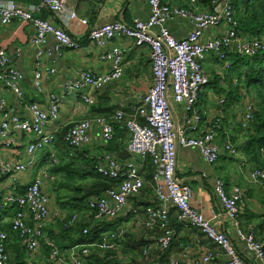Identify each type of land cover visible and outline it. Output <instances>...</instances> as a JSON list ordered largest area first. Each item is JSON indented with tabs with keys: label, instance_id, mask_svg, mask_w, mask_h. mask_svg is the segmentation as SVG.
<instances>
[{
	"label": "built area",
	"instance_id": "2783aa9c",
	"mask_svg": "<svg viewBox=\"0 0 264 264\" xmlns=\"http://www.w3.org/2000/svg\"><path fill=\"white\" fill-rule=\"evenodd\" d=\"M146 3L149 7L148 18L143 20L135 17L133 25L121 21L102 23L88 32L89 38L102 47L116 36L132 38L137 47H149L153 83L140 102L128 111L115 110L111 117H83L72 121L63 133V148L78 150L90 142L91 131L95 126L102 144L106 146L114 137V123L123 122L128 132L127 150L135 158L122 163L115 153L108 150L97 158V173L115 180L116 184L106 189L101 196L88 198V225L82 229V233L88 234L91 228L102 221L112 222L125 209L128 200L138 195L147 183L154 192L157 204L140 208L135 206L131 208V213L134 217L142 214L136 219V224L142 227L144 234L155 228L163 231L158 239V247L163 254L173 237L169 219L170 211L174 209L180 220L201 230L223 252L221 264H245L231 237L212 223L216 216L213 214L208 218L190 204V185L179 182L175 176L176 156L179 147L195 148L208 164L213 165L222 154H237L230 135H223L222 139L218 136L219 119L215 118L207 125L201 123L196 104L201 88L209 79L203 70V63L210 54L228 67L227 52L254 55L264 50V38L243 35L236 30L237 21L231 0H210L211 9L208 11L200 10L199 0H188V5L184 6L171 5L163 0H146ZM42 10L55 15L66 26L74 20L82 25L88 23L86 18H79L77 12L67 8V0H38L37 3L0 0V26L18 19L30 22L34 28L31 43L37 47V52L33 86L38 93H45L47 102L43 106L35 101H25L21 85L23 75L9 64L6 51L0 48V84L13 94L19 106L25 108V114H19L7 106L4 98H0V145L4 149L13 145L21 149L17 158L0 152V183L4 184L0 211L15 208L10 219L11 229L21 239L26 264H34V258L42 247L49 249L51 264H91L89 256L93 249L117 250L127 238L129 227L118 225L104 232L96 241L87 239L63 249L45 232L51 217L58 216V220L63 222L66 213L54 209L51 194L55 176L50 168L58 163L54 145L60 130L57 125L60 96L45 92L43 83L55 73V69L47 68L43 72L39 68L48 34H52L56 41L55 50L64 46L75 47L77 43L63 25L36 16ZM176 18H185L191 26L184 37H174L167 27V22ZM123 56L124 49L118 45L104 49L101 59L108 62L109 69L103 73L81 71L76 78L64 81L63 93L69 95L86 88L97 89L119 79ZM79 96L86 106L94 102L88 91H82ZM170 98L183 104L186 110L185 124L175 123ZM252 112L251 103L246 101L241 112L243 127L252 120ZM146 159L152 164L148 181L141 175L136 163V160L143 162ZM249 176L259 182L264 190L263 169L253 168ZM214 192L238 239L259 264H264L263 242L256 239L253 227L244 231L240 226L245 195L243 188L234 184L226 189L224 181L216 178ZM80 218L79 213L74 212L64 222V226H72ZM6 238L7 233L0 230V264H21L11 260L5 246ZM150 252L151 247L145 246L140 258L148 259ZM122 263L132 264L129 260ZM164 264L219 263L215 262L214 251L207 250L194 258L172 256Z\"/></svg>",
	"mask_w": 264,
	"mask_h": 264
},
{
	"label": "crops",
	"instance_id": "0c3cea01",
	"mask_svg": "<svg viewBox=\"0 0 264 264\" xmlns=\"http://www.w3.org/2000/svg\"><path fill=\"white\" fill-rule=\"evenodd\" d=\"M171 5H188V0H163ZM199 8L202 11L210 10V5H205L199 2ZM67 8L77 12L78 17H83L88 20L87 25H82L78 20L70 22L66 26L65 22L60 21L55 15L47 13L46 18L57 25H63L76 41L77 46H64L59 50H55L56 41L52 34H48L44 46L45 53L41 57L42 65L40 70L43 72L47 68H54L55 73L49 79L44 80L43 86L45 92H53L60 96L59 101V118L57 125L60 126L59 132H63L70 126L72 121L79 120L83 117H93L103 115L111 117L115 110L121 109L128 111L133 106L138 104L153 83V74L150 62V48L147 46L137 47L132 38L126 36H116L106 42L103 47L97 42L92 41L88 32L102 23L121 21L127 25H133V19H146L149 16V7L146 0H67ZM167 27L170 33L176 37H184L191 29L188 21L185 18H176L167 22ZM34 36V28L30 22H22L18 19L12 20L7 25L0 26V48H3L8 57L9 64L21 71L23 79L21 82L22 89L25 95L26 102H38L46 105L45 93H38L33 86V74L36 69L35 55L37 47L31 43V38ZM118 45L124 49L122 61L121 77L115 81L109 82L97 89H82L76 93L65 95L63 93V83L65 80L74 79L83 70H88L95 73H103L109 69L108 62L101 59V52L110 46ZM219 62L221 65H219ZM216 60L212 55L208 54L203 63V70L208 74L209 79L217 76L219 84L225 87L226 68L222 61ZM82 91H88L94 102L90 106H86L80 99L79 94ZM0 98H4L7 106L14 108L19 114H25V108L19 106L13 94L0 84ZM222 100V103L219 101ZM225 101V95L215 94L211 87L204 86L199 94L196 108L201 115L202 125L209 124L215 118L221 116L223 118L222 128L218 136H237L236 143L243 140V133L238 132V123H241V112L246 101L240 102L235 106V116L223 112L222 107ZM170 103L173 111V119L177 124H185L186 110L182 103H176L170 98ZM226 120V122H224ZM219 130V129H218ZM91 140L87 145L80 148L81 153L98 158L104 151L105 146L98 134V128H92ZM223 133V135H222ZM128 132L123 122L114 123V137L112 139L113 153L118 159L125 163L135 158L127 150ZM217 138L219 139V137ZM219 139V140H221ZM60 143V149L63 148ZM0 150L8 157L17 158L21 153V149L13 145L4 149L0 145ZM61 152V151H60ZM111 152V151H110ZM59 153V150L57 151ZM224 155V154H222ZM221 155V156H222ZM220 156V157H221ZM220 163L213 165L208 164L195 148L177 149L176 156V179L181 183L189 184L192 189L190 204L199 209L203 214L210 218L213 214L216 216L212 219V223L216 227L227 233L245 264H259L254 255L247 251L243 242H241L234 229L224 216L221 204L215 195L214 184L215 179L220 178L226 184V189L234 184L242 186L245 190L244 207H247L253 212L261 211L263 206L257 198V195L262 190L257 182H254L249 177V171L253 168L245 158L242 162H236L234 157L223 156ZM218 161V160H217ZM137 166L141 175L146 181L150 179L152 164L149 159L136 160ZM245 164H249V169L246 170ZM28 175V174H26ZM26 178V176H24ZM55 181V180H54ZM4 184L0 183V196L4 192ZM51 194L55 200V193L51 189ZM157 204L154 192L149 184H145L140 193L128 200L125 209L117 216L120 219L119 225L129 227L128 238H126L129 246L133 245V241L143 239L145 242L141 249L145 246L151 247V252L148 259L140 258V255H132V253L118 252L117 258L120 261L126 262L134 257L136 264H154L159 261H153L155 253L158 252V239L162 236L163 231L158 228L151 229L144 234V230L139 224H136V219L131 213V208L137 206H153ZM55 210H61L53 202ZM55 211V213H58ZM244 208L241 214L244 213ZM259 211V212H260ZM169 228L172 230L173 237L168 247L167 258L172 256L194 258L207 250H213L215 253V262L221 264L224 259L223 252L204 235V233L180 220L174 209L170 211ZM81 216V214H79ZM80 218L87 221L89 212L86 211ZM139 220V219H138ZM58 216L51 217L50 223L58 222ZM255 224V223H254ZM254 228L249 225L248 228ZM56 229V228H55ZM125 239V240H126ZM264 244V241H262ZM118 248L117 250H119ZM41 249L37 252L35 260L40 261ZM44 261V259H42ZM50 261V260H49ZM44 263V262H43Z\"/></svg>",
	"mask_w": 264,
	"mask_h": 264
},
{
	"label": "trees",
	"instance_id": "16d2710c",
	"mask_svg": "<svg viewBox=\"0 0 264 264\" xmlns=\"http://www.w3.org/2000/svg\"><path fill=\"white\" fill-rule=\"evenodd\" d=\"M19 1L38 2V0ZM199 2L210 5V0H199ZM231 5L234 10V18L237 21L236 30L243 35L264 38V0H231ZM47 13H49L47 10H42L36 16L46 18ZM226 60L229 62V66L224 67L226 68L224 78L225 87L219 84V78L217 76L208 79V82L204 86L211 87L215 91V94L225 95L222 110L227 115L231 114L235 116V106L240 102L248 101L251 103L253 110L252 120L246 127H243L240 122L238 123V132L243 133V140L235 145V147L237 151L244 154L245 160L253 168H261L264 170V50H260L251 56L227 52ZM221 128L222 126L218 130L219 133L222 131L220 130ZM62 137L63 132H59L56 136L54 146L57 151L59 150V153H57L58 163L52 166L50 171L55 176V181L51 184L53 192L55 193V205L66 213V218L63 222L58 221L54 224H48L45 229L47 236L54 240L61 249L82 243L87 239L96 241L100 239L104 232L113 230L120 224L118 217L112 222L102 221L91 228L88 234L82 233V229L88 225L82 219L77 220L72 226H64V222L70 218L72 213L77 212L83 217L82 214L84 212H89L86 203L88 198L91 196H101L106 189L114 187L116 181L102 177L97 173V158L81 153V149L61 150L59 147L60 143L63 142ZM236 139L237 136H230L232 143H236ZM112 142L110 141L105 146V149L111 152L114 150ZM223 156L234 157V155L225 154L221 157ZM257 183L262 189V185L259 182ZM257 198L263 204L261 211L253 212L243 206L245 211L243 214H240V226L246 231L249 225H253L256 239L264 241L263 189L257 195ZM14 211V207L0 211V230L7 233L5 246L11 260L26 264V254L25 249L21 246V239L11 229L10 219ZM127 241V239L124 240L119 250L93 249L89 256V262L91 264H123L117 258L118 252H127L132 253L134 256H141L144 248L141 249V247L145 243L143 239L133 241V245L131 246L127 244ZM168 250L163 254L159 249L155 253V259L151 260V262L159 261L160 264H164L167 260ZM41 258L44 261L42 259L40 261L37 260V263L34 258V264H51L49 261V249L47 247L41 248ZM135 260L134 257L129 259L132 264H136Z\"/></svg>",
	"mask_w": 264,
	"mask_h": 264
},
{
	"label": "rangeland",
	"instance_id": "374dc122",
	"mask_svg": "<svg viewBox=\"0 0 264 264\" xmlns=\"http://www.w3.org/2000/svg\"><path fill=\"white\" fill-rule=\"evenodd\" d=\"M218 62H219V61H218ZM219 65H221L220 62H219ZM203 88H204V86L201 88V90H203ZM200 92H201V91H200ZM216 119H219L221 125L223 124V118H221L220 115H219V118H216ZM244 127H246V126H244ZM219 137H221V136H219ZM233 144H234V145H237V143H233ZM0 152H1V150H0ZM243 157H245L244 154H242V153L239 152V151H237V154L234 155V159H235L236 162H239L240 160H241V162H242V160H243L242 158H243ZM222 160H223V158H222V157H219L217 163H220ZM249 167H250L249 164H248V165L245 164V168H246V170L249 169ZM11 256H12V255H11Z\"/></svg>",
	"mask_w": 264,
	"mask_h": 264
}]
</instances>
